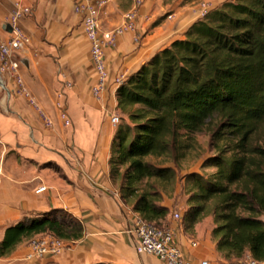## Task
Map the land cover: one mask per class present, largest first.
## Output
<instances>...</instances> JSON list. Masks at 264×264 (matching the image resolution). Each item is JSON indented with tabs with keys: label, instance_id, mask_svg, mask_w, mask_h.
I'll use <instances>...</instances> for the list:
<instances>
[{
	"label": "trees",
	"instance_id": "obj_1",
	"mask_svg": "<svg viewBox=\"0 0 264 264\" xmlns=\"http://www.w3.org/2000/svg\"><path fill=\"white\" fill-rule=\"evenodd\" d=\"M116 99L128 119L117 127L111 145V176L126 167L121 200L144 220L165 222L169 209L157 205L159 196L148 181L170 180L174 172L144 158L166 155L181 132L198 133L217 119V135L234 141L229 155L225 151L208 160L216 168L209 178L187 177L196 191L188 221L213 216L212 236L225 261L249 254L264 262V147L250 143L264 126V0H235L208 11L184 39L173 41L130 75L117 88ZM83 233L77 218L53 209L8 227L0 257L39 235L75 242Z\"/></svg>",
	"mask_w": 264,
	"mask_h": 264
},
{
	"label": "crops",
	"instance_id": "obj_2",
	"mask_svg": "<svg viewBox=\"0 0 264 264\" xmlns=\"http://www.w3.org/2000/svg\"><path fill=\"white\" fill-rule=\"evenodd\" d=\"M18 1L29 6L32 12L35 10L33 5L28 4L31 0H0V31L3 30L5 21ZM70 1L74 5L75 0ZM156 3H158L156 0L146 1L139 11L136 32L124 33L118 38L115 47L105 50L108 80L98 99L90 93L94 74L89 59V45L82 34L83 52L79 54L73 47L70 37L71 94L76 96L83 116L91 109L100 113L106 124L105 132L102 134V145H97L90 156L89 170L87 172L80 170L86 182L84 179L79 181V190L74 188L75 184L66 175H63L64 170H60L62 174H58L57 170H46L48 164L41 158L31 159L27 156L26 127L33 128L28 111L33 112L39 121L41 119L27 100L18 94L13 81L7 82L6 89L0 85V242L8 227L24 218L46 213L39 211L42 208L36 209L34 201L27 200L28 194H46V200L60 202L53 194L56 187L54 181H57L59 176L66 182L67 188L63 189L61 203H56V207L51 210L65 209L86 225L84 236L75 243L66 256L61 254L62 256L41 260L28 259L31 240L29 239L19 243L7 256L0 257V264H162L149 255H139L136 252L135 238L127 233V229L138 214L134 212L132 206L121 200L119 185H115L109 165L111 145L117 130V127L110 124L109 116L120 111L116 99L118 87L113 83L114 79L123 75L126 80L156 53L168 47L173 41L184 39L187 29L202 18L200 5L172 6L168 13L165 8L160 7L162 13H159L152 8ZM123 6V0H112L101 12L100 23L105 22L108 27L119 26L125 14L120 10ZM51 8L50 11L39 9L34 15L31 14L21 20L23 30H26L36 42L40 41L45 30H51L55 24L52 21L54 13ZM166 13L171 18H165ZM75 16L80 20L77 15ZM79 30L81 31V26ZM136 36L139 38L138 43L134 42ZM60 56L59 62L64 63L66 60H63V54ZM19 57L23 62L20 74L24 85L48 117L50 116L42 106L43 99L47 97L52 102L54 117L50 118L53 126L46 128L41 121L43 128L57 137L63 148L68 151L73 148V132L67 130L69 127L62 126L51 96L57 81V60L50 53L30 50V43L19 52ZM122 117L120 119L128 122L127 117ZM55 157H58L57 154ZM52 163L51 161L50 164ZM40 187H46V190L36 193ZM179 215L182 219L181 214ZM181 219L172 218L171 223L166 226L175 231L184 258L191 264H198L201 260H206L209 264H235L250 257L247 254L241 260L225 261L216 251V241L212 237L215 225L205 226L202 219L187 228L188 225L184 226ZM111 240L115 242L112 243ZM192 241L197 243L196 248L190 246Z\"/></svg>",
	"mask_w": 264,
	"mask_h": 264
},
{
	"label": "rangeland",
	"instance_id": "obj_3",
	"mask_svg": "<svg viewBox=\"0 0 264 264\" xmlns=\"http://www.w3.org/2000/svg\"><path fill=\"white\" fill-rule=\"evenodd\" d=\"M31 1L28 4L33 5L35 8L33 12L31 9V14L33 15L34 12L39 9L45 11H50L51 7V9H53L54 14L52 21L55 24L51 30H45V32L42 33L40 41H34L33 37L28 34L26 30L25 33L29 35L30 50L32 49L35 52L50 53L54 59L58 61H56L58 72L57 81L53 86L51 96L55 107L56 104L63 105L67 111V115L71 122V126H69L67 130L70 129L71 132H73V148H70L68 151L65 150L60 140L54 135L50 134L48 130H45L41 121H39L33 112L28 111V118L31 119L33 128H30L29 126L26 127V153L31 159L41 158L43 161H45L48 164L46 170H57L58 174H62L61 171L64 170L65 173H63V175H66L69 180L75 184L74 188L79 190V181L84 179L86 182L85 176L80 170H84L86 172L89 170L88 164L91 160L90 156L93 154V151L97 145H102V134L106 129L104 117L100 115V113L88 109V111H86L87 115L83 116V112L80 109L76 96L71 94L70 91V37L72 38L73 47L76 49V51H79V54H82V39H84V37L82 35L83 33H81L82 29L81 31L79 30L80 20H78V18L73 14L74 5L70 0ZM146 1L148 0H145V2ZM233 1L235 0H156L158 3L153 5L152 8L153 11L157 10L159 13H162L160 11V7H162L165 8V11L168 13L170 10H172V6H201V4L208 3L209 8L212 10L225 2ZM123 3V8L119 9L121 12L126 13L130 7L131 0H123ZM167 13L164 15L165 18L168 15ZM101 27L102 29L110 30L116 26L109 25L108 27L105 22H102ZM86 42L89 45L87 40ZM60 54H63V60H66L64 63L59 62L61 57ZM43 100L44 102L42 103V106L44 111L50 117H54V110L51 100L47 97H44ZM117 115L120 118H123L122 116L126 117L125 114L121 115L120 111L117 113ZM122 120L123 119H121V123L123 122ZM219 125V121L214 119L198 133L186 135L181 132L177 142L171 147L166 155L159 158L152 156L144 158V161L148 163L158 167L171 168L174 172V177L170 180L159 181L156 179H150L148 181V183L152 186L151 190L155 191L159 196V199L156 202L157 205L164 206L169 209V214L166 217V221L157 222L155 225L159 227H165L171 223L174 214H181V220L184 222V226L188 225L187 228L197 222L202 221V219L205 226L210 225L213 227V225H215L213 222V216L211 214L204 215L193 223L188 221L187 214L195 205L190 202V199L193 197L196 191L192 183L188 181L187 177L194 173L199 174L204 178H209L215 173L216 168L211 166L208 160L215 156L222 155L225 151V154H230L227 151L230 149L229 146L234 141V139L227 135H217ZM250 143L253 146L264 147V126L258 127L257 132L251 137ZM51 151L52 153H50ZM68 153H70V155ZM55 154H57L58 157H55ZM51 161L53 162L52 164H50ZM125 169L126 167H120L119 173L115 176H112L115 185H119V188L122 183V174L125 172ZM57 178L58 180L54 181L56 183V187L53 191V194L59 198L58 200L60 202H51L49 199L46 200V194H28L27 200L30 202L34 201L36 203V209L42 208V210L39 211L48 212L52 208L56 207V203H61L63 189L67 188V185L66 182H63V178L61 176ZM144 184L145 181H143L139 187L140 192L142 189H144ZM48 194H50V191ZM128 205L132 206L131 203H128ZM57 209L71 214L65 209ZM79 221L82 223L83 229L86 228L85 223L82 220ZM213 239L217 242V239L214 237ZM78 241H64L65 249L62 252V255L66 256ZM110 242L114 243L115 241L111 240ZM192 243L196 242H190V246Z\"/></svg>",
	"mask_w": 264,
	"mask_h": 264
},
{
	"label": "built area",
	"instance_id": "obj_4",
	"mask_svg": "<svg viewBox=\"0 0 264 264\" xmlns=\"http://www.w3.org/2000/svg\"><path fill=\"white\" fill-rule=\"evenodd\" d=\"M112 0H75L73 12L80 19V26L85 39L89 43V59L94 74V83L91 86V95L98 99L103 93L108 80V69L105 61V50L113 48L117 40L124 33H135L139 11L145 0H131L129 9L123 16V22L111 30H103L100 23V14ZM202 17L211 9L209 4H201ZM31 15V8L22 2H16L11 15L5 21V26L10 31L3 29L0 31V85L6 89V84L13 81L17 86L18 94L22 95L31 106L38 112V116L46 128H51L53 122L39 107L29 89L24 85L20 70L23 62L19 57V52L26 48L30 39L21 27V20ZM171 18V16H167ZM134 42L138 43L136 36ZM3 77V78H2ZM125 82L123 75L117 76L113 83L119 87ZM58 118L63 127L71 125L67 111L63 105L56 104ZM110 124L118 127L121 124L120 117L110 114ZM46 187H40L36 193H41ZM174 220L181 219L179 214L173 215ZM127 233L135 238L136 252L139 255H149L162 264H191L184 258L182 249L176 240L175 231L167 226L159 227L148 222L139 215L134 217ZM192 248L197 247V243L191 244ZM65 249V242L53 234H43L32 238L29 241L28 259L41 260L47 257H56L62 254ZM198 264H209L206 260H201ZM235 264H263L253 260L251 257L245 258Z\"/></svg>",
	"mask_w": 264,
	"mask_h": 264
},
{
	"label": "water",
	"instance_id": "obj_5",
	"mask_svg": "<svg viewBox=\"0 0 264 264\" xmlns=\"http://www.w3.org/2000/svg\"><path fill=\"white\" fill-rule=\"evenodd\" d=\"M2 29H6L7 31H10V30L7 28V26H5V25L2 27Z\"/></svg>",
	"mask_w": 264,
	"mask_h": 264
}]
</instances>
